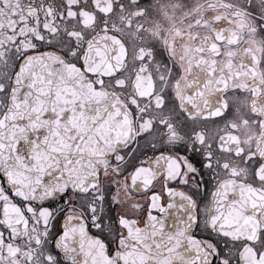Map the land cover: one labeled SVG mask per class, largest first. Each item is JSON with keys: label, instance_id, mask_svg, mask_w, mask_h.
<instances>
[{"label": "snow or ice", "instance_id": "1", "mask_svg": "<svg viewBox=\"0 0 264 264\" xmlns=\"http://www.w3.org/2000/svg\"><path fill=\"white\" fill-rule=\"evenodd\" d=\"M0 264H264V0H0Z\"/></svg>", "mask_w": 264, "mask_h": 264}]
</instances>
